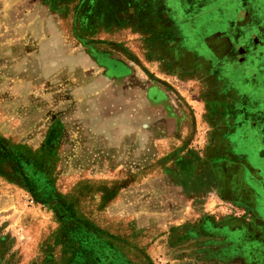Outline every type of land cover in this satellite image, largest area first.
Here are the masks:
<instances>
[{
	"label": "rangeland",
	"instance_id": "374dc122",
	"mask_svg": "<svg viewBox=\"0 0 264 264\" xmlns=\"http://www.w3.org/2000/svg\"><path fill=\"white\" fill-rule=\"evenodd\" d=\"M93 3L0 0V145L22 158L29 180L0 149L9 172L0 174V264H225L214 225L247 214L234 192L184 190L183 154L202 169L214 164L199 157L213 149L198 104L182 97L175 128L150 106L138 64L127 73L107 65L120 53L106 48L105 3ZM132 6L119 21L149 30L156 4ZM172 128L185 144L165 155L152 140Z\"/></svg>",
	"mask_w": 264,
	"mask_h": 264
},
{
	"label": "crops",
	"instance_id": "0c3cea01",
	"mask_svg": "<svg viewBox=\"0 0 264 264\" xmlns=\"http://www.w3.org/2000/svg\"><path fill=\"white\" fill-rule=\"evenodd\" d=\"M128 1L106 0V48L120 53L106 55V64L114 69L122 66L126 73L131 64H138L142 77L150 80L145 92L150 106L175 128L185 119L178 120L185 111L182 97L198 104L202 128L211 130L213 149L199 157L208 156L214 164L202 169L194 162L197 155L182 153L179 161L188 165L189 172L181 170L180 175L191 178L184 190L213 186L230 195L234 192L247 217L213 224L214 254L225 264L236 260L264 264L263 5L258 0L250 2L256 3L254 8L242 7L237 0H153L156 19L151 28L141 24V29L131 31L119 21V15L131 8ZM117 34L120 39L114 42ZM132 49L137 51L133 58L124 54ZM154 89L157 95H152ZM174 134L172 128L166 137L157 135L152 142L166 146L169 155L185 144Z\"/></svg>",
	"mask_w": 264,
	"mask_h": 264
},
{
	"label": "trees",
	"instance_id": "16d2710c",
	"mask_svg": "<svg viewBox=\"0 0 264 264\" xmlns=\"http://www.w3.org/2000/svg\"><path fill=\"white\" fill-rule=\"evenodd\" d=\"M85 1H87V2H90V1H92V2H94L92 5H95V3H97V5H98V3L100 2V1H102V2H104L105 3V5H104V7H108V4H106V0H85ZM133 1L134 0H129L127 3H128V6L129 7H133L132 5H133ZM135 3H136V0H135ZM97 5H96V7H97ZM97 9V8H96ZM96 9H91L90 11H92V12H89L90 14H89V17H95L96 19H94V21H92L93 23H96L97 21H99V13H98V10H96ZM95 11H96V13H95ZM105 14H106V11L104 12ZM106 19H107V17H106ZM106 22V21H105ZM101 23H103V22H101ZM95 25V24H94ZM94 25H93V29L94 28H96V27H94ZM91 27V26H90ZM92 28V27H91ZM0 149H5V151H6V158H7V160H8V162H9V164L11 165V166H14V167H16V168H19V170H21V173H22V175H23V169H22V167H21V162H23V160H22V158L20 157V156H18V158H17V156H15V155H13V154H11V153H9L7 150H6V148L4 147V145L2 146V145H0ZM5 167V163L3 162V164L1 165V163H0V174H2V175H4V176H7L8 174H9V172H7L6 171V168L7 167H5V171H4V168ZM23 179H25L26 181H29L28 180V178H27V176H24L23 175ZM82 225H84L87 229H90V230H92L94 227L91 225V224H89V223H81Z\"/></svg>",
	"mask_w": 264,
	"mask_h": 264
}]
</instances>
